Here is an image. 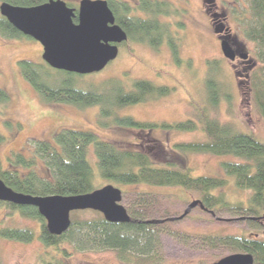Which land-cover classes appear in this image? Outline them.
<instances>
[{
  "label": "trees",
  "instance_id": "16d2710c",
  "mask_svg": "<svg viewBox=\"0 0 264 264\" xmlns=\"http://www.w3.org/2000/svg\"><path fill=\"white\" fill-rule=\"evenodd\" d=\"M106 2L114 15L115 23L127 34L126 42L145 44L152 50L166 46L173 62L180 64L179 32L183 28L180 9L174 8L167 0H139L136 6L125 0ZM246 2L250 18L244 21V33L255 44L258 60V65L250 70L246 80L253 103L264 119V0ZM0 24L8 27L0 28L1 37L31 39L5 21ZM218 62H206L209 69L205 80L206 105L201 108L195 106L197 120L186 119L174 123L139 122L132 116L119 115V111L125 107L158 100L169 95L173 88L157 86L143 79L134 80L129 86L118 79L93 84L90 81L93 74L77 75L54 70L44 62L38 64L28 60H20L17 65L23 78L45 103L67 104L81 109L97 107L99 126H117L140 132L153 129L181 132L200 130L204 135L203 141L176 143L174 148L179 156L207 154L237 158L238 161L222 162L221 167L226 175L233 178L238 190L249 192L245 204L227 199L224 189L228 182L224 178L193 176L188 166H178L172 156L164 155L165 163L157 162V145L154 141L139 145L138 148H130L101 139L93 132L71 129L58 131L53 136L54 144L33 141L28 148L29 155L22 151L11 152L7 156L5 167L0 161V180L13 191L30 196L87 194L101 188L104 182L113 186H152L193 192L197 194L196 200L200 204L197 207L203 214L214 216L228 211L245 216L240 219L260 230L261 236L185 235L197 238L201 244L211 248L223 246L234 253L250 254L253 264H264V143L250 133L235 130L209 117V109L216 108L220 101L218 85L212 72L218 68ZM186 63L190 65L188 60ZM8 101V94L0 89V104ZM3 140L0 135V143ZM39 161L45 165L47 175L37 173ZM93 164L103 181L99 186L96 185L97 175ZM121 192V202L131 219L128 223L107 222L96 211H77L72 212L70 226L60 236L48 232L45 220L35 208L0 202L8 210V216L17 212L21 217L38 223L37 231L3 226L0 228V237L21 243H30L37 237L46 247H58L67 243L81 252L112 251L120 262L129 264L135 260L154 259L153 253L159 249L161 235L184 236L174 227L179 221H169L178 215L166 204L171 203L172 196L178 198L177 196H161L145 191ZM79 212H91L93 215L79 218ZM149 220L160 222L147 223Z\"/></svg>",
  "mask_w": 264,
  "mask_h": 264
},
{
  "label": "rangeland",
  "instance_id": "374dc122",
  "mask_svg": "<svg viewBox=\"0 0 264 264\" xmlns=\"http://www.w3.org/2000/svg\"><path fill=\"white\" fill-rule=\"evenodd\" d=\"M125 1L136 6L139 0ZM167 1L174 8L180 9L183 22V28L179 32L180 64L173 62L166 46L152 50L145 44L126 42L122 46L119 45L118 56L101 72L93 74L90 81L98 84L110 79H118L129 86L132 81L143 79L157 86L173 88L169 95L158 100L125 107L119 111L120 116L128 115L139 122L149 123L197 120L195 106L201 108L206 105L205 80L209 74L206 62L217 60L218 68L212 72L218 85L220 101L216 108L209 109V117L235 130L250 133L264 143V119L253 103L252 93L246 80L250 70L258 65L257 48L245 37L243 28L244 21L250 18L246 0ZM214 13L220 15L219 23L227 28L231 39L238 42L237 49L248 54L245 63L229 62L222 56L218 35L211 21V15ZM172 30L176 31L175 27H172ZM41 55V45L32 39L16 40L0 36V89L9 96L8 103L0 104V135L4 138L0 143V161L3 167L7 165V156L11 152L22 151L29 155L28 148L33 141H47L54 144L53 136L61 129L89 131L101 139L130 148H138L139 145L154 141L157 145V156L155 155L157 162L165 163L164 155L172 156L178 166H188L193 176L224 178L228 182L224 189L227 199L231 202L246 203L249 192L238 190L233 178L226 175L221 167L222 162L238 161L237 158L207 154L179 156L174 145L203 141L204 135L200 130L181 132L153 129L149 132H140L117 126L102 127L97 123V107L81 109L73 105L47 104L42 101L23 78L17 65L20 60L42 63ZM187 60L190 62L189 66L186 63ZM93 166L97 175L96 185L99 186L103 181L99 178L96 166L94 164ZM174 168L178 169V167ZM36 171L41 176L48 173L41 161L37 163ZM107 184L110 183L104 182L101 187ZM115 187L128 192L145 191L161 196L167 194L177 196L178 198H172V196L171 203H166L167 207L178 215L173 219L181 216L188 204L197 199L196 193L174 189L125 185ZM7 214L8 210L6 211L5 206L0 205V228L5 226L37 231L36 221L23 218L17 212H13L10 216ZM187 214L188 217L174 219L179 221L174 224L175 229L184 236L161 235L159 249L153 253L154 259L135 260L129 264H213L234 253L223 246L211 248L203 245L197 238L185 234L261 236L260 230L240 219L245 216L233 212L222 211L212 216L203 214L198 207H195ZM77 215L79 218H87L93 214L79 212ZM54 262L127 264L120 262L112 251L81 252L67 243H62L58 247H46L37 237L30 243L0 237V264Z\"/></svg>",
  "mask_w": 264,
  "mask_h": 264
},
{
  "label": "water",
  "instance_id": "95a60500",
  "mask_svg": "<svg viewBox=\"0 0 264 264\" xmlns=\"http://www.w3.org/2000/svg\"><path fill=\"white\" fill-rule=\"evenodd\" d=\"M0 14L20 32L38 42L42 47V61L54 70L77 75H91L101 72L119 52V45L126 42L125 31L115 23V18L106 0H81L77 23L73 22L74 10L62 0L35 8L0 6ZM220 33V31H215ZM222 56L234 62L236 54L227 38L220 41ZM247 60L248 54H238ZM122 192L108 184L90 193L74 196H30L15 192L0 180V202L16 206L33 207L45 220L51 235L60 236L70 226V214L77 211H96L110 223H128L131 219L121 205ZM200 206L195 200L188 204L183 214ZM169 219V221H176ZM149 220L147 223H159ZM213 264H253V257L246 253H233Z\"/></svg>",
  "mask_w": 264,
  "mask_h": 264
},
{
  "label": "flooded vegetation",
  "instance_id": "af4514ba",
  "mask_svg": "<svg viewBox=\"0 0 264 264\" xmlns=\"http://www.w3.org/2000/svg\"><path fill=\"white\" fill-rule=\"evenodd\" d=\"M50 1H58V0H25L23 2L19 1V0H0V6L2 4H7L9 6H12V7H19V8H35V7H39V6H42V5H45L47 3H49ZM65 5L70 8V9H73L74 10V15L75 17L73 18V22L74 23H77V14H78V8H79V3L81 0H62ZM220 15L219 14H212L211 15V21L214 25V31H223L222 33H218L217 32V38L219 40V43L222 39L224 38H227L228 40V43L230 44V46L233 48V50L235 51V54H236V59L234 62L236 61H239L240 63H245L246 60H241L239 57H238V54L241 52V50L237 49V44L238 42L231 39V36L228 34V30L227 28H225L224 25H222L221 23H219V20H218V17ZM76 19V20H75ZM7 22L12 28H14L9 22L8 20L3 17L1 14H0V22ZM224 27V28H223ZM0 28H8V27H5L3 24H0ZM227 30V32H226Z\"/></svg>",
  "mask_w": 264,
  "mask_h": 264
}]
</instances>
